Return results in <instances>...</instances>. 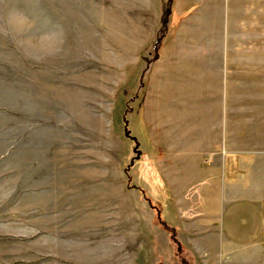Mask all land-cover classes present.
Masks as SVG:
<instances>
[{"label":"rangeland","instance_id":"rangeland-1","mask_svg":"<svg viewBox=\"0 0 264 264\" xmlns=\"http://www.w3.org/2000/svg\"><path fill=\"white\" fill-rule=\"evenodd\" d=\"M182 30L200 42L177 53L201 74L171 86ZM171 88L191 113L214 89L215 152L238 136L264 175V0H0V264L238 263L188 222L198 175L176 178L180 192L166 175Z\"/></svg>","mask_w":264,"mask_h":264},{"label":"crops","instance_id":"crops-1","mask_svg":"<svg viewBox=\"0 0 264 264\" xmlns=\"http://www.w3.org/2000/svg\"><path fill=\"white\" fill-rule=\"evenodd\" d=\"M183 31L180 34L177 33V37L175 36L174 40H171V86H176L177 82L183 86L184 80L188 78L189 74L197 75L194 76L195 80H199L198 76L201 74L197 67L193 68L196 66V62L192 61L185 53H177V42L185 45L186 39L188 42L190 41L189 43L199 46L200 39L195 33L187 36V33L185 34ZM186 65L190 67H186ZM181 76L185 79H182ZM201 79V84H204L203 76ZM201 84L197 85L201 87ZM185 91L184 89L171 88V132L167 134L171 133V168L167 167L166 174L171 178V186H179L177 190L175 189V192H178L186 182L180 184L176 178L197 174L201 180L200 185L206 187V199L202 203L203 210H199V214H190L199 215L193 216L188 221L191 224H197L191 228L199 231L200 235H206L216 230L215 233L220 234L221 239L230 244L242 248L255 247L257 249L254 253L245 252L244 249L229 250L223 247L224 244L221 240V252H219L221 258H226L229 254L233 257V261L238 262L237 264H264V184L262 183L264 175L262 172L257 174L254 170L260 158L249 150L240 152V149L236 147L240 144L238 136L230 141L226 140L231 145V150L227 153L226 149L218 151V153L215 152L218 147L224 144L223 129L217 120L218 105L215 101V90L203 91L204 97H207L208 100L206 99L195 113L189 111L186 103L182 105L179 102L178 98H183ZM162 124L166 126V123L160 125ZM239 127L240 122L237 121L233 127L235 132H239ZM154 129L153 136L159 133L156 131L157 127ZM193 143L197 146L194 150L187 147L188 144ZM193 160L196 162L192 163ZM260 165L263 164L259 162ZM255 175L259 178L258 180ZM218 185H221V190L220 196L216 198L211 193ZM202 190L201 188L199 193ZM232 193L242 195L235 197ZM177 199H181V195H178ZM181 200L182 208H187L186 198ZM176 202L179 203L177 200ZM171 220V225L180 229V224L175 223V219ZM245 255L249 260L239 262ZM250 257L253 258L250 259Z\"/></svg>","mask_w":264,"mask_h":264},{"label":"trees","instance_id":"trees-1","mask_svg":"<svg viewBox=\"0 0 264 264\" xmlns=\"http://www.w3.org/2000/svg\"><path fill=\"white\" fill-rule=\"evenodd\" d=\"M134 149H135V148H134ZM134 149H133V150H134ZM160 217H161V216H160ZM175 231H176V228H175L174 226L171 225V232L175 233Z\"/></svg>","mask_w":264,"mask_h":264}]
</instances>
